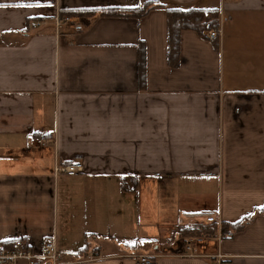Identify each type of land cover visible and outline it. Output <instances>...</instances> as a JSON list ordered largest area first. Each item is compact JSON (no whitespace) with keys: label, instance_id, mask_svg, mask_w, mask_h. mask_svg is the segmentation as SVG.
<instances>
[{"label":"crops","instance_id":"0c3cea01","mask_svg":"<svg viewBox=\"0 0 264 264\" xmlns=\"http://www.w3.org/2000/svg\"><path fill=\"white\" fill-rule=\"evenodd\" d=\"M148 1L217 9L221 35L183 30L173 66L166 7L61 15ZM263 208L264 0H0V243L55 239L78 264H264V213L232 229ZM208 216L231 235L161 252Z\"/></svg>","mask_w":264,"mask_h":264},{"label":"trees","instance_id":"16d2710c","mask_svg":"<svg viewBox=\"0 0 264 264\" xmlns=\"http://www.w3.org/2000/svg\"><path fill=\"white\" fill-rule=\"evenodd\" d=\"M157 7H166L164 3L156 1H148L142 3L140 6L131 9H69L63 10L61 15L80 16L86 18H93L96 14L100 15H130L137 18L142 17L150 10ZM168 12L169 25V61L171 65L177 66L179 61V45L181 32L183 30H195L199 34L204 35L207 31L216 29L219 26V12L217 9H200V8H183V7H166ZM140 84L145 86V55L141 50L140 54ZM264 213L263 209H258L253 215L243 219L237 223L232 229L238 230L248 223L256 214ZM222 234L231 232V230L224 224L221 226L217 224H201L196 226L182 227L177 235L180 239L187 238H216L218 233ZM89 253L87 248L80 249L74 256L83 257Z\"/></svg>","mask_w":264,"mask_h":264},{"label":"built area","instance_id":"2783aa9c","mask_svg":"<svg viewBox=\"0 0 264 264\" xmlns=\"http://www.w3.org/2000/svg\"><path fill=\"white\" fill-rule=\"evenodd\" d=\"M62 21H69V18L66 17ZM220 35V28L209 30L204 34L205 38L208 40L217 39ZM34 140L38 144L47 143V139L44 137H36ZM57 171H62L68 175H76L81 171V167L79 163H74L63 167H57ZM204 218L208 221V223L202 224H217L221 226V220L216 219L215 217L208 216ZM225 234L228 236L231 235L229 232ZM197 240L202 241L203 238H190V240L187 241V249L192 252L194 249V242ZM178 251L175 253L176 255H183ZM188 255L195 254L192 252L186 256ZM153 258V255H139L138 264H155ZM80 262L82 261L66 260L63 252L58 250L55 239H46L39 252L23 238H15L9 242L0 243V264H78Z\"/></svg>","mask_w":264,"mask_h":264},{"label":"rangeland","instance_id":"374dc122","mask_svg":"<svg viewBox=\"0 0 264 264\" xmlns=\"http://www.w3.org/2000/svg\"><path fill=\"white\" fill-rule=\"evenodd\" d=\"M104 190H105V195L106 194H109V193H112L113 191H115V188L114 187H111V186H108V187H104ZM198 224H192V225H189V226H196ZM184 227V226H183ZM212 238H203L202 241H195L194 242V249L192 252H194V254H196V250L197 248L200 250L206 248L208 245L207 243L209 241L207 240H211ZM186 240V241H185ZM188 240H190V238H187V239H179V241H164L162 244V248H161V252L162 253H177L178 252H181L183 255L181 256H186L187 254H190L192 253L190 250L187 249V246H188ZM171 242V243H170ZM168 243V244H167ZM170 243V244H169ZM174 246V249L172 248ZM59 250V249H58ZM188 256H192V255H188Z\"/></svg>","mask_w":264,"mask_h":264}]
</instances>
